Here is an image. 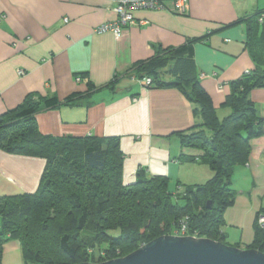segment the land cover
<instances>
[{
	"label": "crops",
	"instance_id": "crops-1",
	"mask_svg": "<svg viewBox=\"0 0 264 264\" xmlns=\"http://www.w3.org/2000/svg\"><path fill=\"white\" fill-rule=\"evenodd\" d=\"M114 4L0 0V116L29 94L55 96L60 104L36 114L40 131L59 137L118 136L126 184L134 183L140 170L177 178L183 188V178L207 182L213 171L202 164L199 150L183 145L180 134L202 121L193 101L176 86L144 87L138 67L159 51L197 39L192 57L188 52L174 56L160 70V80L170 83L192 70L224 118L231 112L224 105L231 83L264 69V22L259 20L264 0H189L186 14L171 4L162 10L139 9L134 11L139 23L120 37L96 33L97 26L116 19ZM250 97L264 126V87L252 89ZM45 166L43 158L0 149V197L36 192ZM232 188L237 193L224 213L222 231L227 244L249 248L257 215L264 212V134L252 139L249 159L236 167ZM3 264H24L20 242L4 245Z\"/></svg>",
	"mask_w": 264,
	"mask_h": 264
},
{
	"label": "trees",
	"instance_id": "trees-1",
	"mask_svg": "<svg viewBox=\"0 0 264 264\" xmlns=\"http://www.w3.org/2000/svg\"><path fill=\"white\" fill-rule=\"evenodd\" d=\"M196 40L159 51L142 62L139 79L150 77L152 87L176 86L193 101L194 113L202 121L192 132L180 133L182 143L200 151L212 177L203 184L186 186L185 194L177 196L169 190L168 176H149L143 170L134 183L126 184L125 154L118 136L43 134L36 114L61 101L55 96L29 94L21 105L0 116V149L43 158L46 166L36 192L0 197V264L4 245L13 239L20 242L24 264L102 262L172 234L182 220L188 222L191 234L226 243L224 213L237 193L232 176L237 166L247 163L252 139L264 134L263 118L250 97L252 89L264 87V69L248 71L231 83L232 91L224 102L231 112L220 119L211 96L192 70L170 83L159 77L174 56L188 52L192 57ZM249 248L264 252V229L257 222Z\"/></svg>",
	"mask_w": 264,
	"mask_h": 264
},
{
	"label": "water",
	"instance_id": "water-1",
	"mask_svg": "<svg viewBox=\"0 0 264 264\" xmlns=\"http://www.w3.org/2000/svg\"><path fill=\"white\" fill-rule=\"evenodd\" d=\"M208 206H212L211 200ZM79 264H264V252L207 237L167 234L125 256Z\"/></svg>",
	"mask_w": 264,
	"mask_h": 264
},
{
	"label": "built area",
	"instance_id": "built-area-1",
	"mask_svg": "<svg viewBox=\"0 0 264 264\" xmlns=\"http://www.w3.org/2000/svg\"><path fill=\"white\" fill-rule=\"evenodd\" d=\"M180 14H186L188 12L189 0H115L113 11L117 17L114 20L104 22L97 26L94 31L96 33L111 32L115 36L120 37L123 31L128 28L137 25L139 22L134 15V11L139 9H155L162 10L169 7ZM4 16L0 17V22ZM260 22H264V15L260 16ZM141 23H144L141 21ZM24 74L23 71H20ZM144 87L150 88L153 85V81L150 77H146L140 80ZM185 188L180 187L175 192V195H180L184 192ZM257 224L264 229V212H259L257 215ZM173 235L178 236H194L200 237L198 233L191 234L189 232L188 222L182 220L181 223L173 230Z\"/></svg>",
	"mask_w": 264,
	"mask_h": 264
},
{
	"label": "rangeland",
	"instance_id": "rangeland-1",
	"mask_svg": "<svg viewBox=\"0 0 264 264\" xmlns=\"http://www.w3.org/2000/svg\"><path fill=\"white\" fill-rule=\"evenodd\" d=\"M202 162V164L203 165H205V166H207V167H209V165H208V163H206V162H204V161H201ZM210 168V167H209ZM181 178H183V177H181ZM184 179L185 178H183L181 181H182V183L184 184V185H186V186H189V185H195V180H190V182H188L187 180H185L186 182H184ZM188 179V178H187ZM178 179L176 178V180L175 179H171V180H169V188L170 189H174L175 188V191H177L178 189H179V186H178ZM180 187H182V186H180ZM183 194H185V190H184V192H183ZM1 225H2V217L0 216V230H1ZM115 233V232H114ZM10 243H11V245H17V243L19 244V241L18 240H16V239H13V240H11L10 241ZM99 257L97 256L96 257V259H98Z\"/></svg>",
	"mask_w": 264,
	"mask_h": 264
}]
</instances>
